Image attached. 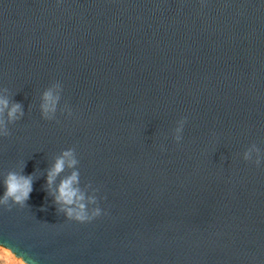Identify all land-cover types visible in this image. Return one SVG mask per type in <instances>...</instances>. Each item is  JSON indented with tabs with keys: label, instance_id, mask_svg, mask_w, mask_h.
<instances>
[{
	"label": "water",
	"instance_id": "water-1",
	"mask_svg": "<svg viewBox=\"0 0 264 264\" xmlns=\"http://www.w3.org/2000/svg\"><path fill=\"white\" fill-rule=\"evenodd\" d=\"M3 99L0 246L28 264H264V0H0Z\"/></svg>",
	"mask_w": 264,
	"mask_h": 264
},
{
	"label": "clouds",
	"instance_id": "clouds-1",
	"mask_svg": "<svg viewBox=\"0 0 264 264\" xmlns=\"http://www.w3.org/2000/svg\"><path fill=\"white\" fill-rule=\"evenodd\" d=\"M44 100L46 102L44 105V110L45 112H47L49 111L48 103L52 102L54 105V101H52V94L50 91L44 94ZM20 107L21 106L19 104L14 103L9 108L8 100H0V113H3L5 109H8L7 117L10 121H14L15 119H17V113L20 112ZM71 155V151H67L62 154L61 158L56 160L55 164L47 174L46 183L48 185H51L56 179V177L64 170L65 159L71 157ZM247 155L248 154L246 153V159ZM75 163V160H69L68 167L74 166ZM77 179L78 174L76 172H73L71 176L63 179L56 189V195L54 199L57 204L67 206L66 215L69 218H72L77 222L84 223L92 218H95L96 216H99L100 210L97 209L96 211H94L92 217H89L86 214L85 205L83 203H79L80 201L84 200V196L79 193V190L77 188L73 187V185L77 183ZM4 186L5 195L3 202H6L9 198H11L16 203H23L29 198L32 192V179L31 177L17 176L14 173H9L7 179L5 180ZM73 205H76L79 210L76 211L73 207H71ZM12 253L16 255L13 251ZM16 257L19 260V264H28V261L25 258L18 255H16Z\"/></svg>",
	"mask_w": 264,
	"mask_h": 264
},
{
	"label": "rangeland",
	"instance_id": "rangeland-1",
	"mask_svg": "<svg viewBox=\"0 0 264 264\" xmlns=\"http://www.w3.org/2000/svg\"><path fill=\"white\" fill-rule=\"evenodd\" d=\"M0 264H19V260L8 249L0 247Z\"/></svg>",
	"mask_w": 264,
	"mask_h": 264
}]
</instances>
